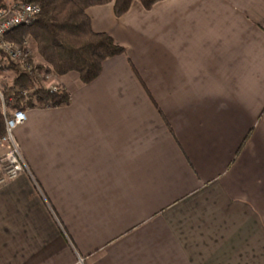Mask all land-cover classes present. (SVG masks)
I'll return each mask as SVG.
<instances>
[{
  "label": "crops",
  "instance_id": "1",
  "mask_svg": "<svg viewBox=\"0 0 264 264\" xmlns=\"http://www.w3.org/2000/svg\"><path fill=\"white\" fill-rule=\"evenodd\" d=\"M86 12L126 52L15 130L0 264H264V0Z\"/></svg>",
  "mask_w": 264,
  "mask_h": 264
},
{
  "label": "trees",
  "instance_id": "2",
  "mask_svg": "<svg viewBox=\"0 0 264 264\" xmlns=\"http://www.w3.org/2000/svg\"><path fill=\"white\" fill-rule=\"evenodd\" d=\"M7 0H0V7ZM31 2L41 6V12L28 25L11 31L7 38L18 42L32 41L37 53L49 66L48 70L61 76L71 71L79 73L84 83H90L101 73L106 59L126 52L109 33L96 32L86 10L91 6L113 3L117 16H122L135 0H13ZM146 9H151L161 0H138ZM43 65H36L39 69ZM13 72V86L28 90L26 97L16 96L8 102L10 108L56 107L68 104L70 94L63 87L53 91L41 86L36 74L24 72L16 65H5L3 72ZM8 89L9 83L4 81ZM5 132V116L0 105V139ZM2 148L0 146V153Z\"/></svg>",
  "mask_w": 264,
  "mask_h": 264
},
{
  "label": "built area",
  "instance_id": "3",
  "mask_svg": "<svg viewBox=\"0 0 264 264\" xmlns=\"http://www.w3.org/2000/svg\"><path fill=\"white\" fill-rule=\"evenodd\" d=\"M41 12V6L31 2H16L0 7V68L5 65H16L24 72L36 74L40 85L49 90L57 91L60 85L54 82V71L48 65L41 69L33 63L29 42L10 40L7 35L22 25L31 24ZM3 87V88H2ZM0 86V105L5 116V132L0 139V186L16 179L21 173L29 171L19 144L15 139V130L28 119V109L10 108L8 102L16 96L26 97L28 90L9 83L8 89Z\"/></svg>",
  "mask_w": 264,
  "mask_h": 264
},
{
  "label": "rangeland",
  "instance_id": "4",
  "mask_svg": "<svg viewBox=\"0 0 264 264\" xmlns=\"http://www.w3.org/2000/svg\"><path fill=\"white\" fill-rule=\"evenodd\" d=\"M16 2H14L13 0H7L6 1V5H10V4H14ZM29 48H30V51L32 52V59H33V63H35L36 65H41V64H44V65H47L44 60L42 59V57L39 56V54L37 53V49H36V45L30 40L29 41ZM14 79V74L13 72H3L1 75H0V86L2 87V85H4V81L6 83H12ZM3 88V87H2ZM26 161V160H25ZM27 164V163H26ZM81 261H83V259L80 257L79 258Z\"/></svg>",
  "mask_w": 264,
  "mask_h": 264
}]
</instances>
